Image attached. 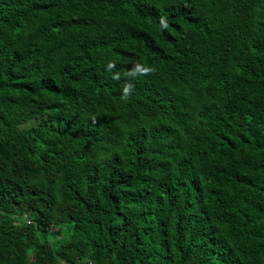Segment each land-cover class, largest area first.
<instances>
[{"label": "trees", "instance_id": "1", "mask_svg": "<svg viewBox=\"0 0 264 264\" xmlns=\"http://www.w3.org/2000/svg\"><path fill=\"white\" fill-rule=\"evenodd\" d=\"M0 264H264V0H0Z\"/></svg>", "mask_w": 264, "mask_h": 264}, {"label": "clouds", "instance_id": "2", "mask_svg": "<svg viewBox=\"0 0 264 264\" xmlns=\"http://www.w3.org/2000/svg\"><path fill=\"white\" fill-rule=\"evenodd\" d=\"M165 27H167V25H165ZM144 71H145V72H149V71H151V69H144ZM129 87H130V86H126L125 89H124V92H125L126 94L129 93V92H128V88H129Z\"/></svg>", "mask_w": 264, "mask_h": 264}]
</instances>
